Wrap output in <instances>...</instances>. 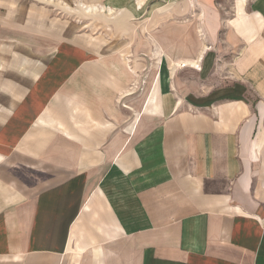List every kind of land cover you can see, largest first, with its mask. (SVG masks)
Instances as JSON below:
<instances>
[{"label": "crops", "instance_id": "crops-1", "mask_svg": "<svg viewBox=\"0 0 264 264\" xmlns=\"http://www.w3.org/2000/svg\"><path fill=\"white\" fill-rule=\"evenodd\" d=\"M46 1L0 0V264H264V0Z\"/></svg>", "mask_w": 264, "mask_h": 264}, {"label": "rangeland", "instance_id": "rangeland-1", "mask_svg": "<svg viewBox=\"0 0 264 264\" xmlns=\"http://www.w3.org/2000/svg\"><path fill=\"white\" fill-rule=\"evenodd\" d=\"M38 1L48 4V2L46 0H38ZM134 2H137V3L142 4V5L145 6L147 4L148 5H152L153 3H156V2L161 3L162 0H136ZM53 7H55V6H53ZM56 8L59 10L57 12H60L62 10L64 12L68 13V14L73 15L74 17L75 16H79L80 17L79 21L81 23H83L86 26V29L89 30V31H93V32H96V33L101 31V32H104V33L110 35L111 37H119V36H122V35H119L118 33H115L113 31V27L112 26L110 27V29L112 31L111 30H106L105 29V26L103 25V23L99 19L92 18V17H86V18L83 17V15H85V13L87 11H86V9H84L83 7H81L79 4L71 5V7H69L67 5H65V6L58 5ZM121 11L122 10L113 11L112 9H107L106 12H103V13L105 15H108V13H109L110 16H113L114 17V15H116L115 13H117V12L120 13ZM90 15H93V14H90ZM108 22L113 25L114 20H108ZM136 22L137 21H133V22L130 21L129 24H131V26H133V23H136ZM174 23L175 24H178L179 21L178 20H175ZM188 25H190V24H188ZM190 27H192V26H190ZM154 39L156 40V37ZM154 42H157V41H154ZM145 44H146V39L142 35H137L136 36V40H135V46H138L137 48H135V49H138V51L136 53L137 54L136 55V58H138L139 60L142 59L143 61L148 60V70L144 67L143 64H142L143 66H140V64L138 65V71H137L138 73H137V75H138V81H139V83H138V90L137 91L139 92V94H141L142 93V90H144V88L146 86V83L145 82H149L150 80H152V79H150L151 78L150 77V73H149V76H146L145 75L146 72L147 71H150V70H153V72H154L155 71V68H153V69H151V68H152V65H155L156 64L155 63V60H152L153 58H147L144 55L145 53L143 51H145V48H144L145 47ZM146 77H148V80L149 81H147V80L145 81V78ZM148 86L150 88L148 90H151V85L148 84ZM138 102H139L138 103V107L140 108L141 101L139 100Z\"/></svg>", "mask_w": 264, "mask_h": 264}, {"label": "bare ground", "instance_id": "bare-ground-1", "mask_svg": "<svg viewBox=\"0 0 264 264\" xmlns=\"http://www.w3.org/2000/svg\"><path fill=\"white\" fill-rule=\"evenodd\" d=\"M184 64H185V63H184ZM184 64H183V65H184Z\"/></svg>", "mask_w": 264, "mask_h": 264}]
</instances>
